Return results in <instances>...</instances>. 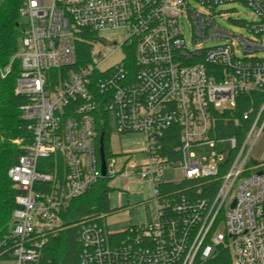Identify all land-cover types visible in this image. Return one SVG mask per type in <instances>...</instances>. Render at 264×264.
Listing matches in <instances>:
<instances>
[{
  "label": "built area",
  "instance_id": "obj_1",
  "mask_svg": "<svg viewBox=\"0 0 264 264\" xmlns=\"http://www.w3.org/2000/svg\"><path fill=\"white\" fill-rule=\"evenodd\" d=\"M194 1L197 8L189 0H21L14 90L25 98L19 108L32 141L7 173L17 204L10 264H39L50 236L65 228L71 199L103 177L111 187L119 177L147 180L155 216L118 231L107 230L101 214L79 220L78 264H205L222 251L230 264H264V161L250 157L264 130V0ZM237 2L255 21H234L250 34L233 39L215 18ZM217 39L225 41L205 45ZM80 43L90 48L79 61ZM254 93L262 95L256 109ZM241 95L243 130L230 139L229 157H195L192 147L215 145V117L231 113ZM100 107L117 133L143 136V157L113 154L105 176L96 146ZM174 130L177 142L163 148ZM52 154L62 157L60 172L37 170ZM173 168L180 179L158 178ZM182 180L198 181L195 194L163 187Z\"/></svg>",
  "mask_w": 264,
  "mask_h": 264
},
{
  "label": "trees",
  "instance_id": "obj_2",
  "mask_svg": "<svg viewBox=\"0 0 264 264\" xmlns=\"http://www.w3.org/2000/svg\"><path fill=\"white\" fill-rule=\"evenodd\" d=\"M21 0H0V260L11 258L9 252L10 232L13 225V211L17 207L15 203V192L12 182L8 177L9 168L14 165L18 157L24 153V148L32 141L31 132L27 129V122L22 117L19 106L25 101L24 96L15 93V82L19 74L20 63L16 56L20 50L22 19L18 9ZM89 45L80 43L78 46L79 61L88 53ZM78 61V63H79ZM9 67V71L5 72ZM255 109L262 100L261 93H254ZM247 107V97L241 95L238 104L225 115L240 118L241 113ZM96 146L100 135L103 137V149L105 159L113 153L110 152V126L106 113L100 107L96 110ZM175 130L162 139L165 149L177 142ZM171 156L174 154L169 151ZM57 162V163H56ZM58 166L62 167V157L52 154L47 158H41L37 163V170L57 175ZM107 177L100 178L94 185L84 193L71 199L66 210L62 213L65 228L50 236L48 242L43 246L39 264H78V252L80 244L77 241L76 222L88 217L98 216L111 211L109 207V192L112 187L108 184ZM198 181L182 180L179 184H166L163 187L177 189L184 194H195L194 185ZM215 183L211 182L214 189ZM214 186V187H213ZM41 187L38 185V188ZM37 188V187H36ZM211 188V189H212ZM100 222H102L100 220ZM205 264H230L227 252L222 251L215 259Z\"/></svg>",
  "mask_w": 264,
  "mask_h": 264
},
{
  "label": "rangeland",
  "instance_id": "obj_3",
  "mask_svg": "<svg viewBox=\"0 0 264 264\" xmlns=\"http://www.w3.org/2000/svg\"><path fill=\"white\" fill-rule=\"evenodd\" d=\"M192 6L196 7L198 4L194 0H189ZM223 11H225L224 15L215 18L217 25L224 30H227L229 34H233V39L236 38L237 35L241 36H249L248 30L244 25H237V22L245 23V22H253L255 21L250 9L241 2L232 3L229 5H225L221 7ZM182 28V32L184 34V38L186 41H190L191 37V28L187 21V19L182 18V23L180 24ZM105 36L112 38L113 34H117V32H106L103 33ZM117 40H119L118 37ZM225 40L217 39V40H209L205 42V45H215L219 43H223ZM99 48L97 44L95 46ZM121 57L119 52L111 55L106 61L104 65H108L117 61ZM110 147L113 151H123L128 147L138 146L143 144V138L140 136L134 135H118L116 132V128L114 125V121L110 116ZM242 124L235 117L230 115H222L215 117L213 121V136L216 139L215 145L210 144H201L196 147H192L190 149L191 152L194 153L195 157L203 159L207 163H210L214 157V152H219L222 155L224 161L229 157L231 150V142L230 139L238 134L242 133ZM250 157L255 162L264 161V130L261 135L256 140L253 149L250 153ZM181 177V171L178 168L166 169L162 171L158 178L162 181L165 180H178ZM137 181V180H136ZM134 188L137 190L141 188L140 193H136L135 197L126 199L124 197L120 198L117 203L115 202L114 207L120 209L121 206H127L128 204L133 205L129 209H120L113 210V207H110L111 211L108 213H103L102 215V225L111 231H118L125 229L130 225L141 224L147 221H150L155 216L154 204L151 200H149V195L147 192V182L146 180L136 182ZM128 183H122L115 181V187L113 190L117 192L120 190L121 193L125 195V191H128L127 186ZM133 186V185H132ZM128 201V202H127ZM135 204V205H134ZM110 205V204H109ZM0 264H10L9 260H0Z\"/></svg>",
  "mask_w": 264,
  "mask_h": 264
},
{
  "label": "crops",
  "instance_id": "obj_4",
  "mask_svg": "<svg viewBox=\"0 0 264 264\" xmlns=\"http://www.w3.org/2000/svg\"><path fill=\"white\" fill-rule=\"evenodd\" d=\"M118 135H122V136H126V135H134V136H140L143 138L142 134H139V133H127V134H119L117 133ZM142 146L143 144L141 145H138V146H133V147H128L126 148L125 150L123 151H113L112 148L110 147V152L113 153V154H126V153H129V152H136L134 154V157H136L137 159H141L143 157V152L141 151L142 150ZM118 157V161L121 162L124 158H123V155L121 156H117ZM115 181L117 182H124V183H128V191H125V195L123 193L120 192V190H118L117 192H115L113 190V188L115 187ZM114 181V184L112 186V191L109 192V206L110 207H113L114 209L113 210H120V209H129L130 207H133V205L131 204H128L127 206H121L120 209H117L116 207H114L115 205V202L117 203V201L124 197L126 198L127 200L130 199V198H133L135 197V194L136 193H140L141 192V188H139L138 190L135 187V185L137 184L136 182V179L134 178H116ZM147 182V192H148V195H150V191H151V187H150V183L146 180ZM133 185V186H132ZM149 199V198H148ZM128 202V201H127ZM135 205V204H134Z\"/></svg>",
  "mask_w": 264,
  "mask_h": 264
},
{
  "label": "water",
  "instance_id": "obj_5",
  "mask_svg": "<svg viewBox=\"0 0 264 264\" xmlns=\"http://www.w3.org/2000/svg\"><path fill=\"white\" fill-rule=\"evenodd\" d=\"M98 155L100 159V167H101V174L105 176L106 174V159L103 149V137L100 135L99 141H98Z\"/></svg>",
  "mask_w": 264,
  "mask_h": 264
}]
</instances>
